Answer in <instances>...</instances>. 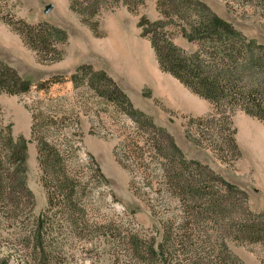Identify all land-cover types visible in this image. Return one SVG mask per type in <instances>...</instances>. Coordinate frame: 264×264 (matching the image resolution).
<instances>
[{
    "label": "rangeland",
    "instance_id": "obj_1",
    "mask_svg": "<svg viewBox=\"0 0 264 264\" xmlns=\"http://www.w3.org/2000/svg\"><path fill=\"white\" fill-rule=\"evenodd\" d=\"M158 1L145 0L136 14L120 6L89 17L69 11V0L0 1V19L48 24L67 34L56 62L39 63L26 47L25 55L9 60L32 85L25 95L0 94L7 101L0 100V118L11 125L14 137H22L26 125H17V118L29 116L23 138L33 205L17 197L0 212V264H264V238L251 242L231 228L239 224L236 218H246L241 196L228 195L212 179L207 192L222 195L220 211L214 216L199 211L192 217L167 187L169 144L158 130L173 139L187 160L243 191L253 215L264 213V125L236 112L225 127L210 117L214 113L207 101L159 70L139 28L143 19H160ZM198 1L264 46V0ZM172 40L185 51L194 50L177 35ZM81 66L104 73L115 86L91 80L89 72L78 70ZM116 87L158 130L126 115L124 102L111 95ZM198 119L203 124H191ZM31 129L59 153L56 170L72 180L68 202L54 197L48 204ZM204 171L201 178L212 176ZM247 220L246 225L256 219ZM188 221L193 232L187 233V244H179L186 237L174 233ZM169 230L173 235L167 245Z\"/></svg>",
    "mask_w": 264,
    "mask_h": 264
},
{
    "label": "trees",
    "instance_id": "obj_2",
    "mask_svg": "<svg viewBox=\"0 0 264 264\" xmlns=\"http://www.w3.org/2000/svg\"><path fill=\"white\" fill-rule=\"evenodd\" d=\"M144 2L145 0H69V11L89 17L124 6L130 14H136ZM163 4L167 7L165 12L162 11ZM156 6L160 19L154 22L143 19L139 28L141 36L149 41L154 51L159 70L169 74L193 95L207 101L214 113L210 117L223 123L225 127H230V119L236 112H242L264 125V46L247 39L198 0H161ZM0 21L19 36L27 49L35 53L39 63L47 64L60 60L58 46L67 42V34L61 28L41 23L29 25L23 19L12 21L1 18ZM172 34L181 37L194 50L188 52L176 46ZM78 70L89 72L93 76L91 80L96 78L115 86L104 73H94L90 66H81ZM73 78L75 79L74 76ZM89 82V86H92V82ZM31 86L13 68L0 60V94L25 95ZM42 86L39 85L38 89L42 90ZM111 95L116 101L122 102L121 104L124 102V111L131 120L135 123L144 120L155 129L151 120L134 109L121 90L116 87V91ZM191 124L201 125L203 120H192ZM158 131L160 135L166 136L169 144L167 187L177 195L186 212L194 217L199 211L212 212L213 216L220 211L221 204L224 203L222 195L219 192H207V183L213 179L228 195L241 196L246 218H236L235 222L239 224H233L232 230L237 229V232L247 234L245 236L251 242H259V238H264V213L256 216L250 212L246 194L214 175L207 167L187 160L173 139L163 130ZM230 135L233 136L234 132H230ZM31 138L36 143L38 164L47 190L48 204L52 205L54 197L68 202L73 195V186L70 185L72 180L56 170L59 163H55V159L59 158V153L49 148L43 139H37L34 129H31ZM230 145L235 152V158H239L238 148L232 138ZM26 161V140L21 136L14 137L11 125L4 124L0 118L1 213H4L7 207L13 206L17 197L26 199L28 206L33 205L31 193L26 187ZM204 170L212 174L206 176L210 180L200 177ZM248 216L254 217L255 222L246 225L250 222L247 220ZM191 231L193 232L189 221L179 226L174 234L186 237H182L179 244H187L191 236L187 233ZM172 232L167 231V245L170 243ZM162 247L163 245L161 250Z\"/></svg>",
    "mask_w": 264,
    "mask_h": 264
},
{
    "label": "crops",
    "instance_id": "obj_3",
    "mask_svg": "<svg viewBox=\"0 0 264 264\" xmlns=\"http://www.w3.org/2000/svg\"><path fill=\"white\" fill-rule=\"evenodd\" d=\"M26 52H27V50L25 49V46L23 45V43L19 39V36L16 35L15 33H13L6 25H4L3 23L0 22V60L3 63L10 66V64H9L10 59L18 58L22 55H25ZM17 71H19V70H17ZM150 73H152V72H150ZM0 100L4 101L5 103L7 102L2 97H0ZM8 106L13 107V105L11 103L10 104L8 103ZM21 116H22L21 120H19L16 117L17 118V125L22 123V122H25L26 126H24V128H23L24 136H22V137H25V134L28 131V123H29L28 117L29 116L28 115H26V116L20 115V117ZM18 136H20V134H18ZM250 139H252V137ZM254 140H255V138H254Z\"/></svg>",
    "mask_w": 264,
    "mask_h": 264
},
{
    "label": "water",
    "instance_id": "obj_4",
    "mask_svg": "<svg viewBox=\"0 0 264 264\" xmlns=\"http://www.w3.org/2000/svg\"><path fill=\"white\" fill-rule=\"evenodd\" d=\"M51 10V7L46 8L45 13H48Z\"/></svg>",
    "mask_w": 264,
    "mask_h": 264
}]
</instances>
